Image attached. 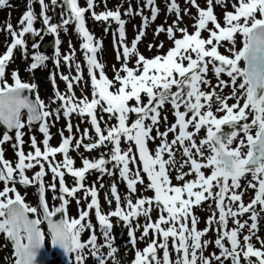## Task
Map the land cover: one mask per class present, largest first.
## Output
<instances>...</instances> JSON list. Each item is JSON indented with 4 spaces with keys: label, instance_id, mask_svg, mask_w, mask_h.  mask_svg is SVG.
I'll return each mask as SVG.
<instances>
[{
    "label": "snow or ice",
    "instance_id": "snow-or-ice-1",
    "mask_svg": "<svg viewBox=\"0 0 264 264\" xmlns=\"http://www.w3.org/2000/svg\"><path fill=\"white\" fill-rule=\"evenodd\" d=\"M189 2L198 10L194 33H189L187 28L178 27L182 19L179 16L181 9L176 0H170L169 11L177 13V21L167 29L159 27L157 34L166 31L174 46L166 55L147 59L137 53L136 44L144 35L141 30L130 48L124 45L122 53L126 59L136 54L137 67L129 68L125 63L121 69L125 75L117 73L114 79H109L104 73V65L96 58L102 44L94 43V37L86 27L85 13L91 10L92 17L97 21H108L110 18L115 20L119 24L120 38L123 41L126 22L121 19V12L117 9L98 14L94 11L95 0H87V7H81L79 0H64L69 15L62 21L63 25L66 26L74 20L77 32L85 41L82 47L90 69L93 98H76L71 91L73 80L68 76H63V79L67 81L69 92H57V96L62 101L65 116L70 117L73 112L87 115L97 134L95 142L84 144L85 138L91 139L85 130L84 135L76 142L75 149L84 147L85 151L90 152L107 144L112 145L109 159H105L103 155L97 160L84 158L83 167L78 169L74 167L75 161L69 156L75 137H63L61 132L60 145L52 147L49 144L51 136L47 117L53 114L58 117L60 109L55 113L44 110L47 106L43 101L37 98V101L33 102L25 96V90L34 89L36 86L22 82L17 72L13 73L12 84L7 82L5 76L14 50L26 46L23 38L25 34H40L34 27L37 14L29 6L19 21V32L15 31L10 23L6 25V30L11 32L13 39L6 52L0 55V123L7 130H17L15 138L18 143L14 145L17 149V163L13 166L11 161L5 159L2 148V145L13 137L6 131L0 138V182L5 185L0 190V234H4L13 245L14 264H39L38 256L45 246V232L41 228L45 221L50 230L51 245L68 255L75 253L76 264H84L87 258L85 249L89 248L98 264H106L104 255L100 253L101 247L109 249L107 255L110 258H114L118 251L112 244L114 237L111 235V218L115 217L126 224L130 241L135 245V233L140 225L133 227V221L141 216L145 217L146 222L140 239L148 237L150 231L152 239L143 250L136 251L132 264H213V260L223 264L229 259L231 264H241L242 260L247 261V264H264V239L257 235L259 213L256 211L257 205L264 211V0H235L232 4L233 11L224 13L223 25L215 15L214 3L226 6L227 0H206V8H201L197 0ZM38 3L42 9L43 24L49 32L58 33L60 25L52 24L46 14L48 4L45 0H38ZM7 4L8 0H0V7ZM51 4L60 6L57 0H51ZM146 5L152 7L151 19L155 20L159 13V8L154 7L155 0H146ZM185 12L187 13V10ZM126 14H132L131 9ZM147 24L148 17H144L143 27L146 28ZM209 24L212 25L211 28ZM177 31L181 33L180 38H176ZM204 31L208 32L206 39L202 37ZM237 34L243 38L242 47L239 49L235 47ZM223 42L232 45L227 49L230 55L220 52ZM59 43L57 40V44ZM160 47H163V44ZM46 59L43 55H35V63L31 68H37ZM64 59L70 61L72 57L65 56ZM241 62L244 66H241ZM209 66L217 80L214 86L208 79ZM222 74L230 78L231 95L220 94L224 88L229 87V82L221 79ZM74 79L78 83L82 76ZM116 84H119V87H116ZM202 85L210 91L203 90ZM173 88L176 91L173 92ZM142 95L147 97V103H144ZM230 99H234L236 103L229 105ZM130 101L135 103L130 104ZM213 103L219 105L216 112L212 110ZM166 104L172 106L176 120L166 131L160 132L158 125L161 110ZM97 108L118 121L116 125L107 128V134L101 129L97 119ZM181 108L184 111H181ZM24 109L28 111L29 124L34 121L43 122L40 129L45 135L43 150L38 146L35 137L31 140L34 151L26 154L23 150L24 134L19 130L25 127L22 119ZM217 112H223L224 115L218 116ZM130 114L137 117L131 124ZM164 119L167 120V117ZM145 121L151 123L146 124ZM224 126H227L229 131L225 132ZM154 128L156 136L152 135ZM190 128L192 130H189ZM202 129L206 135L197 143L195 137ZM67 130L72 132L70 122ZM169 133L174 135L171 141L168 140ZM157 137L161 143L153 152L149 149L148 142ZM238 137V143L233 147ZM122 138L130 142L126 150L121 148ZM132 144L135 145V152ZM177 151L181 152L180 160L177 159ZM137 152L142 168L133 171L130 165L136 162ZM58 153L63 155V160L59 162L54 159ZM45 163L52 173L53 181L47 187L55 192L57 179L60 185L59 199L62 204L54 209L49 208L45 198ZM109 163L119 169L120 177L127 183L129 195L122 204L117 187L113 184L111 193L116 208L103 214L97 189L94 185L85 188L83 182L87 173L96 170L102 174L98 180L103 187V174H114L107 168ZM37 166L40 170L29 178L26 171ZM185 167H188V171H184ZM204 169L210 170V174L206 175ZM172 170L177 172L176 179L183 181L182 184L173 185L170 175ZM141 171L146 174L149 181L146 187L154 192V196L140 197L133 202L131 196L137 192V184L144 183ZM193 173L195 179H185ZM66 174L75 179V185L71 188L65 184ZM249 175L251 180L247 181L245 187L241 181ZM16 183L25 186L37 185L39 205L33 207L26 203L24 196L15 187ZM248 188L255 190V195L245 205L243 196ZM81 189L85 191V198L91 196V201L86 210H79L78 218H68L66 213L69 200L65 199V194L67 197H75ZM209 200L216 202L219 218L217 219L216 213L213 212L206 222L208 227L198 230V219L193 213V208ZM107 202L112 204L111 199ZM77 203L79 204V200ZM154 207L159 212L155 221L151 219ZM92 209L95 210L105 240L104 245L97 243L95 226L88 219ZM41 211L43 218L39 215ZM246 213H250L251 224L247 220L239 219ZM58 214H61L59 218ZM32 216L35 218H31ZM229 218L235 224L231 229L228 228ZM213 224L219 225L215 229L217 238L214 243L220 253L205 256L204 250L213 241L202 238L213 230ZM246 227L248 234L241 240V233ZM85 231L89 232L86 241L81 238ZM253 238L260 244L259 248L252 242ZM170 239L172 250L177 254L175 260L171 258L169 251ZM225 240L229 242L230 247L226 246ZM158 250L162 251V257L158 256Z\"/></svg>",
    "mask_w": 264,
    "mask_h": 264
},
{
    "label": "rangeland",
    "instance_id": "rangeland-1",
    "mask_svg": "<svg viewBox=\"0 0 264 264\" xmlns=\"http://www.w3.org/2000/svg\"><path fill=\"white\" fill-rule=\"evenodd\" d=\"M177 4L179 5L181 11L179 13V16L182 18L179 21L178 27L180 28H187L189 33H194L195 27L194 24L196 22V19L198 18V10L196 7H194L189 0H176ZM235 2V0H227L226 6H220L216 5L214 3V12L217 16L219 22L223 25L224 24V13L225 11H233L232 4ZM34 3V0H31V3H29L28 0H8V4L5 7H0V55H3L6 50L7 46L11 44L12 42V35L11 32L6 30V25L11 24L13 26V29L17 32L20 31L21 25L19 24V21L21 19V16L28 10V7L31 6V4ZM45 3L48 4V9L46 14L50 17V22L52 24H58L60 25V28L58 29V33H53L52 35L46 34L45 38L48 40H52V36L55 35L56 37V44L57 40L60 41V43L57 45L56 51L52 53V57L49 58V63L54 66L52 68L54 72L55 82L53 86L47 85V87H43L42 83L36 82V78L32 76L31 71V60L29 59V53L31 51V48L29 44L28 35L23 37L25 40V47H18L14 50L13 56L11 61L8 62L7 68H6V79L9 84L14 83L13 79V73L17 72L19 74L20 79L24 83H28L31 85H35L34 88L36 96L39 98V100L43 101L44 104L47 106L46 109L50 112L55 113L56 110L59 108V116L57 117L55 114L50 115L47 117V123L49 126V134L51 136V139L49 141V144L52 147H57L62 142V136L61 132H63V137H68L69 135H72L75 137L73 140V147L69 151V156L75 161V168H81L83 167V159L87 158L89 160H97L103 155L105 159L110 158V148L109 145L98 147V149L95 152V149L92 151H85L84 147H80L78 150L75 149L76 142L84 135L85 130H87L88 136L90 135L91 139H89L90 143L95 142L97 139L95 129L93 125L91 124V119L87 115H79L76 112H73L70 117L64 115V109L62 107V101L59 100L57 96V92L60 94H67L69 92V89L67 87V81L63 79V76H68L70 80H73V87L71 91L75 94V97L78 99H82L83 97H87L89 100L93 98V87L91 82V76H90V69L87 64V59L85 53H83V47L81 45L80 39L81 35L77 32V24L73 20L72 23H69L68 25H63L62 21L66 19L69 15V11H67L64 8L63 0H57V4L60 6H54L51 4V0H45ZM197 4L201 8L207 7L206 0H197ZM79 5L81 7H87V0H79ZM170 6V0H155L154 7L159 8V13L155 20L151 19L152 16V7H149L146 5V0H95V8L94 11L96 13H102L108 10L116 11L119 9L121 12V19H123L126 23L124 25L125 29V38L123 41H121L120 33H119V24L113 20L109 19L108 21H97L95 20L91 15V10L89 12L85 13V23L88 31L93 35L94 37V43H100L102 44V47L99 48V50L96 53L97 60L104 65V73L109 79H114L115 75L117 73L121 76H124L125 73L121 70L123 65L127 63V66L129 68H136L137 67V55L134 54L129 58H125L123 56V47L126 44L129 48L132 46L133 42L135 41L137 35L141 30H143L144 35L140 39V41L136 44L137 53L139 55H143L147 59H151L155 56H163L166 55L170 48L174 46L173 40L169 38L168 33L166 31L159 32L157 34V29L161 26H163L165 29H167L169 26H173L174 22L177 21V13L173 11H169ZM56 7L58 10V18L56 19L53 13V8ZM63 7V8H62ZM129 9H131L132 14H126L128 13ZM142 10V14L141 13ZM187 10V13L185 12ZM34 12L41 16V13L39 11V7L37 6V3L34 4ZM144 17H148V24L147 27H143V20ZM35 29L40 33L38 37L40 38L42 35H44V25L43 23L35 22L34 23ZM212 25L209 24V28H211ZM181 33L178 31L176 32V38H180ZM202 37L207 38L208 32L204 31L202 32ZM242 36L240 34L236 35V45L235 47L239 49L242 47ZM55 44V45H56ZM163 44V47H160V45ZM151 45V47H149ZM232 47L231 44L228 42H223V46L219 49L220 52L224 55H230L228 52V48ZM59 53V54H58ZM194 55V54H193ZM65 56H71L72 59L70 61H66L65 65L64 57ZM119 56V58H118ZM77 65H79V68H77ZM241 66H244L243 62H241ZM209 73H208V79L211 80L212 85H216L217 80L215 75L211 71V66H209ZM97 72V78L99 79V69L96 70ZM82 76V79L77 83L74 78ZM221 79L229 82V87H226L223 89V91L220 93L222 96L231 95L232 93V87L230 83V78L222 74ZM37 83V84H36ZM239 81H237V84ZM116 87H119V84H116ZM203 90L210 91L209 88L206 86H201ZM172 91H176L175 88L172 89ZM142 99L144 103H147V97L142 95ZM130 104H134L135 101H130ZM229 105L236 103L234 99L228 100ZM243 101H241V104ZM219 105L216 103H213L212 110L216 112V109ZM173 109L170 104H166L164 108L161 110V119L160 123L158 125L159 131L164 132L167 130L169 126L175 123V116L173 114ZM181 111H184L183 108H181ZM218 116L224 115L223 112H217ZM96 115L97 119L100 121L101 129L105 131V134H107V128L116 125L118 121L115 117L110 118V114L102 112L100 108L96 109ZM167 117V120L164 119V117ZM102 117V119H101ZM135 114L129 115V124H131L136 119ZM23 121L25 122V127L19 131L23 132V150L27 154L28 152L34 151V149L31 146V140L32 137H35L38 146L41 148V150L44 149L43 140L45 139V135L43 132H41V126L38 128H32L27 120V117L23 115L22 117ZM72 124V132L69 133L67 130L68 123ZM146 124H150V121H145ZM5 129L0 125V138H2L3 134L5 133ZM96 136H94V135ZM153 136H156V129H153L152 132ZM13 138L9 140L8 142L4 143L2 145L5 159L12 162L13 166L17 163V149L14 147L15 144L18 143V141L15 138V134L10 135ZM172 138V135H171ZM87 138L83 140L84 144H89L86 142ZM161 143V140L159 137H157L154 141L149 140L148 147L153 152L157 148V146ZM129 146L123 139V144L121 143V148ZM127 148H124L123 150H126ZM133 151L135 152V146L133 147ZM137 160L134 164L130 165V168L135 171L137 168H142V164L139 161L138 158V152L136 153ZM167 158V157H165ZM50 159H53L50 157ZM55 161L59 162L63 160L62 154H57L55 156ZM177 159H181V152L177 151ZM107 168L110 169L114 174L113 175H107L103 174V180L102 184L103 187H101V181L98 180V177H100L102 174L96 170L90 171L85 176L84 185L85 188H90L93 185L98 191V199L100 202L101 209L106 210H112L116 208V202L112 196L111 193V186L113 184L116 185L118 193L121 196V202L125 200L129 195V190L127 188V183L125 180H123L119 175V169L113 167V163H109L107 165ZM39 166L29 169L26 171V175L29 176V178H32L34 174L39 171ZM45 171L47 172V175L44 177V184L46 188L45 192V198L50 205V209H54L55 207H60L62 204V200L59 199L61 193L59 191L60 185L59 181L57 179V189L54 192L47 186L52 183V173L50 170H48V165L45 163ZM184 171H188V167L184 168ZM172 183L173 185H180L183 183V181H179L176 179L177 172L175 170H172L170 172ZM70 174H66L64 177V181L66 186L69 188L73 187L75 185V179L70 178ZM141 176L144 177V183L143 184H137V192L135 194H132L131 198L133 202H135L140 197H152L154 196V192L152 190L147 189V185L149 183L148 178L146 174H144L141 171ZM18 178V177H17ZM186 180L195 179L194 175L185 177ZM33 185V184H32ZM32 185L25 186L20 183H16L15 187L17 190L21 193L22 196L25 198V202L29 205L36 207L37 206V196L35 193V190L33 189ZM4 183L0 182V190L4 188ZM11 186V185H9ZM55 197V198H54ZM65 197H67L65 195ZM68 198V197H67ZM111 199L112 204L109 205L107 200ZM69 204L67 206V217L68 218H78L79 216V210L80 209H87V204L91 201V196L89 195L87 198H85V191L84 189H81L78 191L75 195V197H70ZM79 200V204L77 201ZM205 203H202V205L198 207L193 208V213L198 219L197 229L203 230L207 225L208 218L213 214V212L216 213L217 219L219 218V212L216 208V202L212 204L210 207L205 206ZM147 207V205L145 206ZM92 212L94 209L91 210ZM91 211L89 213L88 219L91 220L93 224V214L90 216ZM41 218H43V213H39ZM159 212L153 208V211L151 213V219L155 221L158 218ZM240 219V218H239ZM244 218L240 219L241 221ZM248 221V220H247ZM145 217L141 216L137 220L133 221V227H136L137 224L140 225V227L136 230V243L133 245L130 241L129 237V228L126 227L125 224L122 223V221H118L116 223V226L118 231L116 229L111 231V235L114 237V240L112 241L113 247L117 248L119 245L122 247V249H118V251L115 253L114 258L108 257L109 249L107 247H102L101 253L104 255L106 264H132L133 260L135 259V253L136 251L143 250L152 239V232H149V236L145 237L143 240L140 239L142 233H143V225L145 224ZM249 223V221H248ZM114 224V223H113ZM94 225V224H93ZM190 225V221H189ZM43 230L45 232V246L47 249V252L51 255V260L49 264H62V262L55 256L53 252V248L51 245V235L49 232L44 228L42 223ZM212 231H209L206 236H204L203 240H210L213 241L212 244H210L205 250L204 255L209 256L212 253H215L219 255L220 249L215 246V239L217 238V232L215 231L216 228L219 227L218 224H213ZM235 227V224L233 223V220L229 218L228 220V228L231 229ZM128 228V230H127ZM95 234L97 236V243L100 245L105 244L104 237L102 235L101 229H99L97 226H95ZM248 234L247 227L242 231L241 233V240H243V236ZM261 235L264 236V234L258 235L261 238ZM89 237V232L85 231L82 233V240H87ZM262 239V238H261ZM257 248L260 247V244L253 239L252 241ZM226 246L230 247V244L227 240H225ZM172 241L169 240V251L171 254V258L175 260L176 253L174 250H172ZM127 247L128 250L125 248ZM123 253H128L127 258L128 259H122L120 257H124L125 255ZM85 256L87 257L84 261V264H95L98 263L94 262L95 257L91 255V249H85ZM158 256L162 257V251L158 250ZM94 262V263H93ZM0 264H14V257H13V245L12 243L5 237L4 234H0ZM67 264H76L75 256L74 259L72 257L71 260L67 261ZM213 264H219V262L213 260ZM223 264H231V260H225ZM241 264H247V261L241 262Z\"/></svg>",
    "mask_w": 264,
    "mask_h": 264
},
{
    "label": "flooded vegetation",
    "instance_id": "flooded-vegetation-1",
    "mask_svg": "<svg viewBox=\"0 0 264 264\" xmlns=\"http://www.w3.org/2000/svg\"><path fill=\"white\" fill-rule=\"evenodd\" d=\"M40 6V5H39ZM39 11H40V13H41V11H42V9H41V6L39 7ZM38 15V14H37ZM40 19H42V18H40ZM43 20V19H42ZM46 39V38H45ZM44 44H45V40L43 39V38H41V39H39L38 41L36 40L35 42H33L32 43V45L30 46V48H31V51H30V56L32 57V58H34V56L35 55H37V54H40V55H43V56H45V57H47V59L50 57V55L51 54H45V53H43V51H42V49H43V46H44ZM33 45H39V47L37 48V47H34ZM46 59V60H47ZM39 67V66H38ZM171 106V105H170ZM172 111V110H171ZM173 112V111H172ZM189 130H192L191 128L189 129ZM224 131L225 132H227V131H229V129H228V127L227 126H224ZM255 132V129H253V133ZM94 135V134H93ZM171 135H172V138H171ZM205 135H206V132H205V130L204 129H202L201 130V132L195 137V139H196V141H197V143H199L200 142V140L201 139H203L204 137H205ZM90 136V135H89ZM94 136H96V135H94ZM243 136V133H241V137ZM96 138H97V136H96ZM174 138V135H173V133H169L168 134V140L169 141H171L172 139ZM239 138L240 137H238L237 138V141L236 142H234V144H233V147H235L236 146V143H238V140H239ZM86 142H88V143H90L89 142V139H86L85 140ZM129 146H130V142H127L126 140H124ZM121 143L123 144V138H122V140H121ZM107 145H109V148L110 149H112V145L111 144H107ZM106 145V146H107ZM126 146V145H125ZM129 146H126V147H122V149H124V148H128ZM132 147H134L135 145L134 144H132L131 145ZM101 147H103V146H101ZM177 148H179V145H177L176 146ZM98 148H95V152H96V150H97ZM244 151H247V149H244ZM205 153L207 154V149H205ZM91 171H93V170H91ZM204 171H205V173H206V175L207 174H210V170H207V169H204ZM90 173V172H89ZM88 174V173H87ZM86 174V175H87ZM192 175H194L195 176V174L193 173ZM70 178H72V179H74L72 176H70ZM248 180H251V175H249V176H247L245 179H242V181H241V183H242V185H244L245 187H246V185H247V181ZM32 187H33V189L35 190V193H36V191H37V186L35 185V184H33L32 185ZM66 195V194H65ZM254 195H255V190H253V189H251V188H248L245 192H244V196H243V200H244V203H245V205H247L253 198H254ZM70 197H65V199H69ZM124 202H125V200H123L121 203L122 204H124ZM214 202L215 201H212V200H209V201H206V202H204L206 205L205 206H208V207H210L212 204H214ZM38 203V202H37ZM226 203H227V201H226ZM37 206H38V204H37ZM50 206V205H49ZM233 207H235V205H233ZM113 210H115V209H112V210H106V209H101V212L103 213V214H107V213H109L110 211H113ZM256 211L259 213V221H258V226H259V230H258V232H257V235H260V234H264V211H262L261 210V207L259 206V205H257L256 206ZM41 213V212H40ZM92 214H93V224H94V226H97L99 229H100V226H99V224H98V220H97V217H96V215H95V210L92 212L91 211V214H90V216H92ZM67 215V214H66ZM240 219H242V218H244L243 220L245 221V220H248L249 221V224H251L252 223V221L250 220V213H246V214H244L242 217H239ZM111 222H112V224H113V227H112V229H111V231L112 230H114V229H116L117 228V226H116V223L118 222V220L115 218V217H113V218H111ZM120 222V221H119ZM122 223L123 224H125L123 221H122ZM126 225V224H125ZM127 227V226H126ZM127 230H128V228H127ZM116 231H118V229H116ZM261 238L262 239H264V236H262L261 235ZM254 240H256L255 238H253ZM118 249H122V247L119 245L118 247H117ZM127 250H128V248L127 247H125ZM103 248L101 247V249H100V253H101V250H102ZM125 256L124 257H120V258H122V259H128L127 258V255H128V253H123ZM74 256H75V253H73V254H71V255H69V257H68V259L65 261V262H62V264H67V261L68 260H71L72 259V257H73V259H74ZM253 259H255V258H253ZM96 258H95V260H94V262H96ZM93 262V263H94ZM92 264V263H91ZM95 264H98V263H95ZM127 264H130V263H127Z\"/></svg>",
    "mask_w": 264,
    "mask_h": 264
},
{
    "label": "water",
    "instance_id": "water-1",
    "mask_svg": "<svg viewBox=\"0 0 264 264\" xmlns=\"http://www.w3.org/2000/svg\"><path fill=\"white\" fill-rule=\"evenodd\" d=\"M32 36H33V34L30 33V37H31V38H33ZM48 47H53V42L50 43V44L48 45ZM36 76H37L38 80H41V81L44 83L45 86H47L49 83H52V82H53L52 74H51V72H50V69H47V71H45V72L42 73L41 75H40V74H36ZM24 95L27 96V97H28L30 100H32L33 102H36V101H37V97H36V95L33 93V90H32V89H31V90H25ZM23 115H26V117H27V119H28V115H29V114H28L27 109H24V110H23V112H22V117H23ZM42 123H43L42 121H34V122H32L30 125H31L32 127H39ZM0 125H1L6 131H8V134H9V135H13V134H15V132L17 131V130H7L6 127H5L2 123H0ZM36 193H37L38 201H39V203H40L39 190H38V188H37ZM60 215H61V214H58V217H57V218H59ZM31 218H35V216H32ZM54 219H55V218H54ZM43 226L45 227V229H46V230L49 232V234H50V230L48 229V226H47V222H46V221L43 223ZM41 228H42V225H41ZM50 235H51V234H50ZM52 248H53V252H54L55 256H56L58 259H60V260L63 261V262H65V261L67 260V258H68V254L64 253L63 250H61V249H59V248H54L53 246H52ZM50 260H51V256L47 253L46 247L44 246V248L41 249L40 255L38 256V262H39V264H49V263H50Z\"/></svg>",
    "mask_w": 264,
    "mask_h": 264
},
{
    "label": "trees",
    "instance_id": "trees-1",
    "mask_svg": "<svg viewBox=\"0 0 264 264\" xmlns=\"http://www.w3.org/2000/svg\"><path fill=\"white\" fill-rule=\"evenodd\" d=\"M29 1V0H28ZM32 128H38V127H32Z\"/></svg>",
    "mask_w": 264,
    "mask_h": 264
}]
</instances>
